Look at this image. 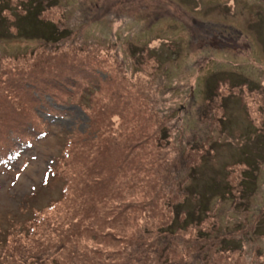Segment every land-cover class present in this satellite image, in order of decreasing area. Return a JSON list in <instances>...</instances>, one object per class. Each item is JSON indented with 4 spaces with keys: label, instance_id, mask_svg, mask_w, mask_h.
Instances as JSON below:
<instances>
[{
    "label": "rangeland",
    "instance_id": "1",
    "mask_svg": "<svg viewBox=\"0 0 264 264\" xmlns=\"http://www.w3.org/2000/svg\"><path fill=\"white\" fill-rule=\"evenodd\" d=\"M224 25L243 56L208 49ZM244 73L264 0H0V264H264Z\"/></svg>",
    "mask_w": 264,
    "mask_h": 264
},
{
    "label": "flooded vegetation",
    "instance_id": "2",
    "mask_svg": "<svg viewBox=\"0 0 264 264\" xmlns=\"http://www.w3.org/2000/svg\"><path fill=\"white\" fill-rule=\"evenodd\" d=\"M223 27L224 28L222 30L217 31L218 38H220V40L219 41L216 40L215 43L217 42L218 44H216L215 47H212V45L209 44L208 49L214 50L215 52L229 51L231 54L234 55L235 58H237L238 55H242L243 50L245 49L244 47H247V42L244 41L242 45L239 43L241 40L239 37V36H241V33L239 32V30L235 29L232 26L228 27V26L224 25ZM253 63L254 62L249 61L248 63H240V65L234 64L232 66V68L234 67L232 72H235L240 67H241V70L246 72L249 69V66H251ZM244 64H246V65L244 66ZM244 75H245V73H244ZM240 77L243 79H241ZM254 77H252V76L247 77L246 75L244 77L243 76L235 77L237 79V81L234 80L233 82H231V83H233L232 88L238 87V86L239 87L245 86V88L244 87L243 88L247 94L258 93V96L261 97V100L259 101V103H257L255 110H256V112L258 111L261 113L262 119H263L264 118V86H263V81H257V80L255 81ZM224 78L225 79L227 78L228 82L231 81V79L227 75H224ZM239 92L240 91L237 92L238 93L237 99L240 98V102H242L241 101L242 97H239V94H243V93H239ZM242 105H243V108L247 107V105H244L243 102H242ZM249 110L250 109L247 110V113H248V115H251ZM250 122H255V121L252 118V120Z\"/></svg>",
    "mask_w": 264,
    "mask_h": 264
},
{
    "label": "trees",
    "instance_id": "3",
    "mask_svg": "<svg viewBox=\"0 0 264 264\" xmlns=\"http://www.w3.org/2000/svg\"><path fill=\"white\" fill-rule=\"evenodd\" d=\"M45 1H47V0H45ZM3 2V1H2ZM44 3V2H43ZM7 6V5H6ZM36 8V7H35ZM35 8L34 9H30V12L32 13V15H33V17L34 18H36V20H37V23H35V24H41V25H43L47 30H48V32H50L49 34H50V36H51V39H49V40H45L46 42H48V43H51V41H59V40H61V39H63L64 37H66L67 35H68V33H61V35H58V34H56V32H55V30L57 29V27L53 24V26L51 25V24H49V23H46V21H42L41 20V12L39 11V12H36V10H35ZM38 18V19H37ZM21 21H24V18L22 17V16H18V17H14V19L13 20H9L8 22H6L8 25H10L11 27H13L14 28V30H16V32L15 33H17L18 31H19V29H20V27L18 26L19 24H20V22ZM84 21H86V20H84ZM34 30L36 29L35 27L33 28ZM146 51V48H144V49H142V52H145ZM45 79H47V78H45ZM46 113H49L50 115H52L51 113V111H47ZM41 134L42 135H44L45 134V132H41ZM26 141V140H25ZM25 141H23V142H25ZM69 142V141H68ZM27 145H28V143H27ZM14 151H19V150H13V151H11V153H10V155H8L9 157H11V154L14 152ZM67 154V152L66 153H64V155H66ZM0 158H2L1 156H0ZM173 200H174V198H172V202H171V205L174 203L173 202ZM174 206V205H173ZM177 206L178 205H175L174 207L175 208H177ZM175 210L176 209H173V213L175 214Z\"/></svg>",
    "mask_w": 264,
    "mask_h": 264
}]
</instances>
